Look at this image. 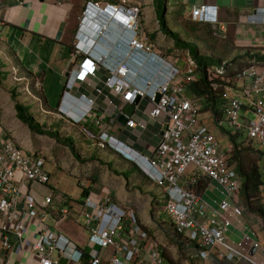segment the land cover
<instances>
[{"label":"built area","instance_id":"1","mask_svg":"<svg viewBox=\"0 0 264 264\" xmlns=\"http://www.w3.org/2000/svg\"><path fill=\"white\" fill-rule=\"evenodd\" d=\"M191 19L218 25L217 7L199 5L193 8ZM82 23L88 27L86 46L80 45L78 33L75 38L79 41L72 53V58L79 61L78 68L69 74L55 114L66 125L76 126L96 148L108 149L130 162L161 190L163 212L169 217L172 230L195 245L199 260L264 264V240L255 231L235 240L230 236L234 220L246 217L245 209L237 204L240 179L235 167L227 162L231 146L225 150L213 132L200 123L203 98L186 97L184 87L177 82L181 69L163 57L147 39L140 6L132 0H89L82 12ZM249 23L264 24V18L251 14ZM1 27L0 21V30ZM98 69L109 74L102 81L103 87L123 102L132 105L138 100H147L151 105L147 114L150 121L164 116L152 155H142L101 128V118H94L92 114L94 100L84 94L75 100L65 99L77 84L94 78ZM185 69L188 78L196 82V62L187 59ZM207 79L217 97L220 118H225L234 133L264 149V67L253 63L239 67L234 62H221L217 67L207 68ZM95 93L100 95L101 90L95 89ZM126 117V128L145 129V125L131 116ZM88 122L93 130L86 127ZM46 164L43 155L25 153L5 135L0 124L2 250L11 249L10 238H13L17 243L26 241L38 264H62L61 259L66 264H162V248L149 245L151 236L134 212L121 209L107 193L101 198L90 193L81 200L76 212L74 222L96 242L89 254L83 255L59 231L58 226L70 215L66 196L57 193L53 198L39 200L31 193L34 185H49ZM262 173L264 203V169ZM199 177L221 189L222 197L217 205L210 206L203 199V193L194 190ZM54 205L57 210L49 224L45 216L47 209Z\"/></svg>","mask_w":264,"mask_h":264},{"label":"crops","instance_id":"2","mask_svg":"<svg viewBox=\"0 0 264 264\" xmlns=\"http://www.w3.org/2000/svg\"><path fill=\"white\" fill-rule=\"evenodd\" d=\"M87 1L89 0H0V21L2 22L0 48L5 49V45L9 44V51L15 53V58L17 57V65L13 64L11 67L12 73H17V67H19L18 72H21L22 75H27L28 72L31 79H36L35 86L40 85L42 93L44 91L46 93L52 92V89H60L58 101H56L54 107H49L50 101L43 95L44 103H40L39 108L57 110L64 91V84L68 77L64 83L63 78H65L67 72L71 73L72 70L78 68L79 61L72 58V53L74 52L75 43L79 41H76L75 38L78 33L80 34V45L82 48L86 46L88 27L86 23L80 24V21ZM132 1L140 6L141 22L147 39L163 57L181 69L177 82L184 87V93L187 98L201 97L194 85L200 78V72L197 71V75H195L196 82H192L184 73L187 59L194 60L191 53L193 48L200 55L213 59V61H218V64L214 63L212 65L215 67L219 66L221 62H234L239 67L253 63L261 67L254 62L258 61L255 56L264 55V24H250L249 17L251 14L256 13L264 18V0ZM199 5L217 7L218 25L202 24L191 19L193 8ZM159 17L160 20H158ZM258 18L261 19L260 17ZM81 25L82 27H80ZM173 35L175 36L174 38ZM10 36L12 37L11 40L9 39ZM2 37H7V40ZM84 38L87 39L83 42ZM109 41L107 38V42ZM24 52H26L25 55H23ZM170 52L173 53L171 54ZM113 55L115 56V54ZM145 71H148V69ZM108 76L109 74L106 70L98 69L94 78L88 79L83 84H77L65 99L75 100L74 98H79L80 95L84 94L94 100V111L92 114L94 118H101V128L107 129L114 137L142 155H152L159 139L157 134L161 130L164 116L158 117L156 121H150L147 114L151 110V105L147 100H138L132 104L133 113L130 116L134 121L145 125V129L141 130L136 126L126 128L125 124H120L118 117L122 114L124 115L129 104L123 102L119 96L103 87L102 81ZM95 89H100L101 94H96ZM202 103L204 108L200 114L211 113L205 109L204 100H202ZM78 106H80L79 103ZM48 111L44 112L50 113ZM50 114H53L56 120L59 118L55 112ZM0 124H2V116H0ZM72 128L73 130H78L76 126L72 125H68L67 130L70 131ZM6 130H8V127ZM17 144L21 147V144ZM73 149L72 161L69 165L63 164V166L65 170H68L70 176L77 178L81 199L87 197L90 193H94L92 197L95 198H101L107 193L119 205L117 199L119 197L122 199L124 193L130 194L129 173L130 165L132 166L130 162L125 161L122 157L115 153L113 154L109 150L114 155L113 161L115 163L113 165H115L116 169L110 163L106 152L97 155L95 158H98L100 162L95 163L94 167L97 166L96 172H100L98 174L102 176V182L99 183L94 177L86 175L88 170L94 168L88 167L89 164L94 162V158L87 151L83 153L77 152L75 147ZM26 153H31V151H26ZM69 166L70 169L68 168ZM75 167L79 170L85 168L87 170L74 171ZM136 171L133 167V173L131 174L136 175ZM126 174H129V176L125 177ZM138 175L140 180L142 176L141 174ZM139 180L135 179V182H139ZM149 183L144 188L142 187L143 189L140 191L141 197L136 198V203L128 204L127 210L133 211L140 225L153 233V229L156 227L144 221L151 220V223L152 220L157 221L153 208L157 207L155 203H158L161 190L153 184L150 186ZM210 184L208 183L206 188ZM152 185L155 188L154 190ZM48 186L34 185L31 187V193L39 200L48 196L53 198L54 194L61 193ZM104 188H108L110 191ZM105 190H108V192ZM204 190L202 191L203 194L201 193L203 199L210 206H214L211 196L207 195V189L206 192ZM114 191H117V196ZM150 192L153 194H150ZM82 193L85 194L82 195ZM66 196L68 199L66 206L70 208V215L58 226L59 231L76 244L78 250L86 256L89 254L91 246L94 245L93 243L96 242L91 240L87 231L74 222L76 212L80 209L81 199L74 201L68 195ZM206 196L208 199H206ZM219 197H222L221 193ZM237 204H241L242 208H244L239 192ZM56 210V205L47 209L45 220L49 224L54 215L53 212ZM244 211L246 217L242 220H234L232 226L234 228L230 229V236L235 240L250 231H255L259 239L264 240V231L260 219L257 216H248L246 210ZM152 224L156 225L158 222ZM159 228L161 231H157L153 235L148 230L151 236L148 244L160 246L163 250V259L168 264H178L179 252L176 246L171 244L172 241L165 236L164 231L166 229L164 230L163 227ZM155 235H157V238ZM10 242L12 247L9 251L2 250L0 242V264H38L25 240L17 243L15 239L10 238ZM186 248H189L187 249L190 251L189 255L196 257L194 248ZM76 258L77 255L74 259ZM192 260L197 264H203L204 262L199 259ZM61 263L66 264V261L61 259ZM224 264L227 263L224 262Z\"/></svg>","mask_w":264,"mask_h":264},{"label":"rangeland","instance_id":"3","mask_svg":"<svg viewBox=\"0 0 264 264\" xmlns=\"http://www.w3.org/2000/svg\"><path fill=\"white\" fill-rule=\"evenodd\" d=\"M160 20V17L158 18ZM5 36V34H4ZM3 39L7 40V37H2ZM10 36V40H11ZM9 44L5 45L4 48H0V63H1V72L5 73V78L1 83L0 86V116H2V128L8 127V130L3 128V132L5 135L12 139L14 142L21 144V149L26 153V151L37 154L43 155L46 158V166L45 168L50 172V180L49 186L51 189L60 191L63 194L68 195L72 200L78 201L81 199V195L79 194V187L77 186V178L75 176H70L68 170H65L63 164L69 165L72 161L73 152L71 148L76 149L77 152H89V154L94 158V162L89 164V168H93L95 163H99L100 161L98 158H95L97 155H100L102 152H106L108 155L110 163L113 165L115 163L113 161V154L109 150H101L96 148L93 143H91L83 134H81L78 130H73V128L68 131V125L66 126L63 120L59 118L56 120L53 117V114L56 112L52 109H41L39 108L40 103H44V96L50 101L49 107H54L56 105V101H58V96L60 93V89L54 90L52 92H45L42 93L40 85H36V79H31L30 74L27 72V75H22L21 72H18L19 67L16 68L17 73L13 74L12 72V65L16 63L17 57L15 58V53H11L9 51ZM32 50V47H31ZM28 51V50H26ZM171 54L173 52H170ZM26 52L23 53L25 55ZM215 64H218V61H213ZM239 66V65H238ZM66 78H63V83L65 82ZM10 92H14L16 98L15 100L22 103L26 106L31 114L33 115L34 119L40 124V126L45 131H53L55 132L58 137L54 135H46V134H35L31 132L25 124L20 122L15 117V111L13 109V101L11 100ZM49 110V111H48ZM44 111H48L50 113H45ZM225 118H220L218 124H215V118L211 113L208 114H200L199 121L200 123L206 127L208 130L213 132L219 143L225 150H229L230 144L227 142L228 134L234 135V131L229 128L227 123L224 120ZM57 123V124H56ZM86 127L91 128L93 130V126L86 123ZM65 138L70 140V144L65 142ZM245 141L243 136H238L237 141ZM252 147L256 151L264 152V149L259 147L257 144L253 143ZM106 158V157H104ZM81 160V159H80ZM244 161L248 162L249 164L256 163L260 165V167H264V160H258V156L251 154L250 151L246 155H244ZM79 162V161H78ZM55 165V167H53ZM72 166V165H71ZM91 166V167H90ZM115 167V165H113ZM70 169V166L68 167ZM116 168V167H115ZM97 166H95L92 170H88L86 175L94 177L99 183L102 182V176L96 172ZM117 169V168H116ZM264 169V168H263ZM85 169L79 170L75 167L74 171H85ZM133 167L130 165V194L124 193L122 199L119 197L117 202L119 203V207L121 209L127 210L128 204L132 205L136 203V198L141 197V189L144 188L146 184L149 182L145 179V177H141L139 180L138 174L139 172L136 171V175L131 173ZM107 173V172H106ZM129 174H126L125 177H128ZM105 178V177H104ZM135 179L139 180V182H135ZM126 182V181H125ZM127 183V182H126ZM150 186L152 183H149ZM143 187V188H142ZM153 190L155 189L152 185ZM108 189V188H104ZM110 191V189H108ZM108 190H105L108 192ZM221 189L215 184L211 183L207 188V195L211 196L212 204L217 205L219 200L221 199L220 191ZM60 193V194H61ZM115 195L117 196V191H114ZM150 194H153L150 192ZM64 195V196H66ZM205 195V194H204ZM67 197V196H66ZM83 199V198H82ZM81 199V200H82ZM206 199L207 196H206ZM123 205V206H122ZM157 207H154L153 210L156 213V220L152 223L158 222V224L154 225L151 223V220H146L144 222L149 223L151 226L156 227L153 229V233L156 234L157 231H161L159 227L168 228L170 226V219L169 217L163 212V205L164 202L162 198L158 197V203H155ZM248 213L249 215L254 216L253 214ZM155 217V216H154ZM153 217V218H154ZM149 230V229H148ZM147 230V231H148ZM150 233L153 235L151 230ZM149 233V232H148ZM149 233V234H150ZM157 238V235H155ZM175 250V249H174ZM178 251V250H177ZM179 252V251H178ZM190 251L185 250L181 253L179 252V259L178 264H197L192 259H197V257H192L189 255ZM194 255V254H193ZM192 258V259H191ZM186 261V262H183ZM203 264H224V262H218L214 259L203 260ZM198 262V261H197ZM162 264H168L165 259H163Z\"/></svg>","mask_w":264,"mask_h":264},{"label":"trees","instance_id":"4","mask_svg":"<svg viewBox=\"0 0 264 264\" xmlns=\"http://www.w3.org/2000/svg\"><path fill=\"white\" fill-rule=\"evenodd\" d=\"M175 36L173 35V38ZM192 56L197 64V70L200 72V78L195 85V88L201 94V97L204 100L205 109L209 110L212 115L215 117V123L220 120V112L217 109V97L211 91L209 81L207 79V68L214 64L213 59L206 58L200 55L195 48L191 49ZM257 57V58H256ZM258 60L254 63L259 64L261 67H264V55L255 56ZM5 78V73L1 72V63H0V86L2 81ZM11 100L14 103V111L16 118L28 127V129L37 134H46L48 136L58 135L53 131H45L40 126V124L34 119L30 110L24 106L22 103L15 100L16 96L14 92H10ZM228 134L227 142L231 146V150L227 153V162L235 167L236 174L238 175L241 186L239 188V196L241 203L243 204L245 210L254 216H257L263 226L264 231V203H262L263 195L261 193V187L263 185V168L256 163L249 164L244 161V155L247 153L254 154L258 156V160H264V152L256 151L252 145L253 143L247 142L246 140L238 142L237 137L240 136L239 133L234 135ZM65 142L70 144V140L65 138ZM74 151L73 148H71ZM133 166V165H132ZM135 168V166H133ZM136 169V168H135ZM137 170V169H136ZM208 185V180L204 177H199L198 184L195 186L194 190L197 193H201L206 186ZM85 193H82V195ZM143 227V226H142ZM145 229V228H144ZM166 229V230H165ZM146 230V229H145ZM165 230V231H164ZM165 236L172 241L171 244H174L177 250L181 253L184 250L192 247L196 250L195 245L192 243H187L179 235H177L173 230L170 223L168 228H164ZM164 258V257H163Z\"/></svg>","mask_w":264,"mask_h":264},{"label":"water","instance_id":"5","mask_svg":"<svg viewBox=\"0 0 264 264\" xmlns=\"http://www.w3.org/2000/svg\"><path fill=\"white\" fill-rule=\"evenodd\" d=\"M69 72H67L66 74H65V78H67L68 76H69ZM132 113H133V106L132 105H128L127 106V108H126V110H125V112H124V115L122 114V115H120L119 117H118V122L120 123V124H125L126 123V121H127V117L126 116H130V115H132ZM126 115V116H125ZM254 253V249H252L251 251H250V254L252 255Z\"/></svg>","mask_w":264,"mask_h":264}]
</instances>
